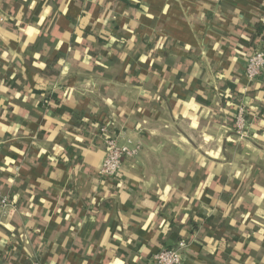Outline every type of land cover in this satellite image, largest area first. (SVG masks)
Returning a JSON list of instances; mask_svg holds the SVG:
<instances>
[{"label":"crops","instance_id":"crops-1","mask_svg":"<svg viewBox=\"0 0 264 264\" xmlns=\"http://www.w3.org/2000/svg\"><path fill=\"white\" fill-rule=\"evenodd\" d=\"M253 51L264 0H0V264H264ZM107 119L139 146L113 177Z\"/></svg>","mask_w":264,"mask_h":264},{"label":"built area","instance_id":"built-area-1","mask_svg":"<svg viewBox=\"0 0 264 264\" xmlns=\"http://www.w3.org/2000/svg\"><path fill=\"white\" fill-rule=\"evenodd\" d=\"M264 67V52L253 51L248 55L245 63V75L249 80H254ZM234 135L236 139L242 140L248 137V120L246 117V109L243 105H238L234 115ZM114 123L112 120H106L103 124L97 126V132L105 144V153L102 159L99 173L103 176H117L122 161L126 158L134 157L139 146H130L128 144L119 143L116 136L108 135L112 130ZM2 206L8 204V198L3 196L0 199ZM186 243L179 240L172 247H163L155 252L148 264H181Z\"/></svg>","mask_w":264,"mask_h":264},{"label":"trees","instance_id":"trees-1","mask_svg":"<svg viewBox=\"0 0 264 264\" xmlns=\"http://www.w3.org/2000/svg\"><path fill=\"white\" fill-rule=\"evenodd\" d=\"M91 124V123H90ZM191 222V221H190ZM192 225L195 226L194 222H192ZM179 241V240H178Z\"/></svg>","mask_w":264,"mask_h":264},{"label":"rangeland","instance_id":"rangeland-1","mask_svg":"<svg viewBox=\"0 0 264 264\" xmlns=\"http://www.w3.org/2000/svg\"><path fill=\"white\" fill-rule=\"evenodd\" d=\"M120 143V142H119Z\"/></svg>","mask_w":264,"mask_h":264}]
</instances>
